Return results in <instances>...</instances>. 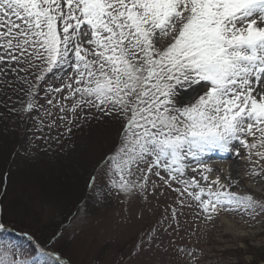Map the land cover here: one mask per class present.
<instances>
[{"label": "snow or ice", "instance_id": "1", "mask_svg": "<svg viewBox=\"0 0 264 264\" xmlns=\"http://www.w3.org/2000/svg\"><path fill=\"white\" fill-rule=\"evenodd\" d=\"M57 72L59 87L48 82ZM0 77L8 87L19 81L26 97L13 111L31 115L41 94L53 105L49 96L67 92L61 113L120 119L100 170L117 193L147 198L155 176L179 184V207L191 200L205 222L264 213V198L234 190L241 166L264 179V0H0ZM194 85L201 91L183 100ZM213 153L237 162L214 169ZM176 220L172 208L168 226ZM33 249L0 240V264H65L47 245Z\"/></svg>", "mask_w": 264, "mask_h": 264}, {"label": "rangeland", "instance_id": "2", "mask_svg": "<svg viewBox=\"0 0 264 264\" xmlns=\"http://www.w3.org/2000/svg\"><path fill=\"white\" fill-rule=\"evenodd\" d=\"M60 75L50 74L48 82L59 87ZM201 87L182 90V99L190 100L191 89L197 90L195 97ZM19 88V81L0 85V217L9 225L0 240L33 251L39 242L60 253L65 264H264V213L253 218L221 212L218 217L228 215L247 226L234 237L218 217L198 219L191 200L185 198L193 207H179L177 183L169 188L152 176L157 187L149 185L147 198L117 193L100 170L117 145L122 121L94 109L78 111V119L70 111L61 113L58 101L72 104L63 100L67 92L49 96L53 105L41 94L42 107L31 115L13 111L26 100ZM210 155L221 163L236 160L231 153ZM93 175L97 179L90 186ZM234 190L264 198V189ZM172 208L177 220L169 227ZM153 227L155 239L149 241L146 234Z\"/></svg>", "mask_w": 264, "mask_h": 264}, {"label": "bare ground", "instance_id": "3", "mask_svg": "<svg viewBox=\"0 0 264 264\" xmlns=\"http://www.w3.org/2000/svg\"><path fill=\"white\" fill-rule=\"evenodd\" d=\"M197 93V90L191 89L186 96L191 99L193 98V95ZM214 156L210 155L208 157L209 163L214 167L217 168H224L228 169L229 165L233 164L234 162H237L236 160L230 162V163H221L218 161H214ZM245 168L243 166L239 169V175L242 178H247V180L241 182V186L249 191L253 192H261L264 189V179L258 177L257 179H254L253 176H245L244 175ZM235 175V173H233ZM219 223L223 224L225 230L231 226V231H226L234 235V237H239L242 235V229L247 227L242 221L237 220L231 216L228 215H221L216 219Z\"/></svg>", "mask_w": 264, "mask_h": 264}]
</instances>
